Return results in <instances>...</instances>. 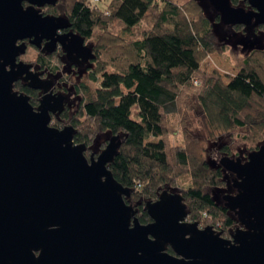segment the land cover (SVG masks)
<instances>
[{
	"label": "trees",
	"instance_id": "16d2710c",
	"mask_svg": "<svg viewBox=\"0 0 264 264\" xmlns=\"http://www.w3.org/2000/svg\"><path fill=\"white\" fill-rule=\"evenodd\" d=\"M229 3L248 9L242 0ZM87 5L88 0H56L48 7L88 40L93 56L91 72L68 91L76 98L51 126L73 127V141L86 145V158L99 154L108 137L120 136L107 168L129 190L124 203H134L140 225L151 221L145 204L166 190L181 196L189 222L228 239L240 226L220 200L235 194L231 174L205 159V147L216 142L212 159L242 161L264 147V25L228 27L211 0ZM213 54L235 61L238 73L228 83L215 71L200 70ZM176 135L180 145L172 144Z\"/></svg>",
	"mask_w": 264,
	"mask_h": 264
},
{
	"label": "water",
	"instance_id": "95a60500",
	"mask_svg": "<svg viewBox=\"0 0 264 264\" xmlns=\"http://www.w3.org/2000/svg\"><path fill=\"white\" fill-rule=\"evenodd\" d=\"M242 1L248 9L229 0L211 5L228 27L264 25V0ZM55 2L0 0V264H264V147L244 161L218 162L231 174L235 191L220 199L240 224L230 236L234 244L210 226L200 230L187 222L181 196L166 190L145 204L151 223L140 225L136 211L124 203L129 190L107 168L120 136L108 137L99 154L86 158V145L73 141V127L50 125L59 102L45 95L34 111L28 97L13 91L29 67L16 62L26 51L18 41L33 37L34 45L42 39L63 44L52 35L66 28L67 20L39 15V8ZM74 38L63 48L67 58L77 53L75 46L82 47V37ZM82 51L92 55L91 48ZM166 246L181 259L166 254ZM33 250L40 251L39 258Z\"/></svg>",
	"mask_w": 264,
	"mask_h": 264
},
{
	"label": "flooded vegetation",
	"instance_id": "af4514ba",
	"mask_svg": "<svg viewBox=\"0 0 264 264\" xmlns=\"http://www.w3.org/2000/svg\"><path fill=\"white\" fill-rule=\"evenodd\" d=\"M22 5L24 7L29 6L25 1H23ZM49 6L50 5L45 4V6L39 8V15L43 18H45V16H53L47 12ZM56 16L67 20L68 22V26L66 28L57 30V32L52 35L53 40L61 39L63 44L59 41L51 44L50 39H42L38 42V44L34 45L31 44V42L34 41L33 37L18 41L17 45L22 43L26 45V51L24 55L16 58V62H22L29 67L26 75H23L21 79L17 80V82L13 85L14 92L21 93L28 97V102L34 111L38 108L40 99L45 95H48L52 97V99H55L56 102H59L58 105L54 107V112L50 113V125L53 124L51 121L54 117L57 121H59V118H57L58 116L56 117V115H60L62 113L61 111H64L66 107L65 105L68 104L70 98H76L73 91L71 93L68 91L76 90L74 89V86L78 83L80 77L88 72H91V61L93 59L92 55L87 58V56H85V52L82 51V47L89 48L88 40H85L83 37V41L81 43L82 47L78 48L74 45V50H77L78 55H80L79 58H75L77 53H74L70 58L66 57L63 49L64 46L70 45L71 39H76L74 38L75 36H79V38L81 36L73 30L68 19L63 18L62 15ZM29 53L31 54L28 55ZM21 57H24V59H21ZM48 63L53 65L50 68V71L46 68ZM66 126L67 125H64L63 127ZM63 127L61 126L58 129ZM187 222L189 221L187 220ZM149 223H151V221ZM198 228L204 229L205 227L198 226ZM165 253L173 258L181 259V257L174 254L172 248L169 246H166Z\"/></svg>",
	"mask_w": 264,
	"mask_h": 264
},
{
	"label": "rangeland",
	"instance_id": "374dc122",
	"mask_svg": "<svg viewBox=\"0 0 264 264\" xmlns=\"http://www.w3.org/2000/svg\"><path fill=\"white\" fill-rule=\"evenodd\" d=\"M175 1L178 3H184L186 0ZM98 2V6L104 8L107 5L108 0H99ZM236 53H239V51L237 50ZM30 54L31 53H29L28 55ZM200 70L206 74H210L212 71L217 72L222 78V82L224 83H228L229 79H231L238 73V71L228 61H225V59L221 55L219 56L216 54L210 55L206 60H204L200 66ZM172 144L180 145L181 138H179V136L177 135L173 136ZM205 148V159L209 161L219 162V160L222 158L221 156H214V159H212L213 155H215L213 151L216 153V142L206 144Z\"/></svg>",
	"mask_w": 264,
	"mask_h": 264
},
{
	"label": "clouds",
	"instance_id": "9594fccd",
	"mask_svg": "<svg viewBox=\"0 0 264 264\" xmlns=\"http://www.w3.org/2000/svg\"><path fill=\"white\" fill-rule=\"evenodd\" d=\"M21 9H22V10H26V8H21ZM58 34H62V33H58ZM239 58H240L241 60L244 59V57H243L242 54L240 55ZM21 59H24V57H21ZM232 65L235 66V61H234V60L232 61ZM136 190L139 191L140 189L137 188ZM127 207H128V208H131L132 210H134L135 205H134V203H133V204H129ZM128 227H129V228H132V227H134V226L129 225ZM54 228H55V226H52V229H53V230H54ZM200 230H202V228H201ZM240 231H241V232L246 231V229L244 228V226H242V227L240 228ZM185 238H186V239H189L190 236H189V235H185ZM219 239H220V238H219ZM229 240H230V242H229L230 244H234V243H235L233 237H229ZM40 254H41V253H40L39 250H33V252H32V256H33L34 258H39ZM183 259H184V257H183Z\"/></svg>",
	"mask_w": 264,
	"mask_h": 264
},
{
	"label": "built area",
	"instance_id": "2783aa9c",
	"mask_svg": "<svg viewBox=\"0 0 264 264\" xmlns=\"http://www.w3.org/2000/svg\"><path fill=\"white\" fill-rule=\"evenodd\" d=\"M99 0H88V7H93L99 4L98 2ZM195 85H197L196 83H194Z\"/></svg>",
	"mask_w": 264,
	"mask_h": 264
}]
</instances>
